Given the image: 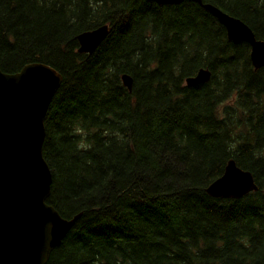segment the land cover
I'll list each match as a JSON object with an SVG mask.
<instances>
[{
    "label": "trees",
    "instance_id": "16d2710c",
    "mask_svg": "<svg viewBox=\"0 0 264 264\" xmlns=\"http://www.w3.org/2000/svg\"><path fill=\"white\" fill-rule=\"evenodd\" d=\"M202 2L264 40V0ZM33 62L62 75L44 119L46 203L81 213L45 264H264V66L248 44L187 0H0V69ZM199 68L209 81L186 85ZM229 159L257 190L209 196Z\"/></svg>",
    "mask_w": 264,
    "mask_h": 264
},
{
    "label": "water",
    "instance_id": "95a60500",
    "mask_svg": "<svg viewBox=\"0 0 264 264\" xmlns=\"http://www.w3.org/2000/svg\"><path fill=\"white\" fill-rule=\"evenodd\" d=\"M150 1L163 6L185 0ZM187 1L214 16L229 41L248 44L254 68L264 66V40L257 39L248 25L210 3ZM108 32L104 24L79 33L77 52L93 53ZM210 76V70L199 68L185 84L205 83ZM61 82L62 75L44 63L25 64L15 73L0 69V264H45L81 215L64 218L46 203L52 174L42 154L44 119ZM121 82L131 91L129 74L123 73ZM205 190L214 198L238 199L256 191L257 185L251 172L229 159Z\"/></svg>",
    "mask_w": 264,
    "mask_h": 264
}]
</instances>
